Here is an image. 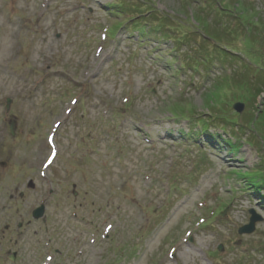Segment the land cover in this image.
<instances>
[{
  "label": "rangeland",
  "instance_id": "374dc122",
  "mask_svg": "<svg viewBox=\"0 0 264 264\" xmlns=\"http://www.w3.org/2000/svg\"><path fill=\"white\" fill-rule=\"evenodd\" d=\"M263 75L264 0H0V264H264Z\"/></svg>",
  "mask_w": 264,
  "mask_h": 264
},
{
  "label": "trees",
  "instance_id": "16d2710c",
  "mask_svg": "<svg viewBox=\"0 0 264 264\" xmlns=\"http://www.w3.org/2000/svg\"><path fill=\"white\" fill-rule=\"evenodd\" d=\"M222 53H224L223 55L225 56L226 54H228V55H231L230 53H228V52H225V51H223ZM233 55V54H232ZM231 55V56H232ZM233 56H235V55H233ZM250 80L252 79V78H249ZM260 80V82H261V84L258 86V84H257V86H256V92L253 94V96H255V95H259L260 93H262V92H264L263 90H264V75L262 76V78H260L259 79ZM219 82H220V84L216 87V90H217V92L219 91V89L220 88H222L223 86H222V84H228L229 85V88L231 89V91H232V93L231 94H229V97H231V98H233V99H236V100H242V101H244L245 103H247L248 102V100H245L244 99V97L243 96H241V95H236L237 94V92H242V90H241V86H238V85H231V84H229L227 81H224V80H219ZM249 83H251L252 85L254 84V81L253 80H251V81H248V83H246V86H244V87H246L247 88V85L249 84ZM217 84H218V82H217ZM250 89V88H249ZM239 96H241V97H239ZM228 99V98H227ZM223 104H225V103H223ZM223 104L221 103L220 105H222L223 106ZM218 109H221V108H218ZM190 110V109H189ZM172 114L174 115V116H177V115H179V116H181V118H185V119H187V120H189L190 122H192V120L193 119H191L189 116L188 117H184L187 113H190V111H185L184 110V108L183 107H180V106H176L175 108H173L172 109ZM226 118V117H225ZM255 118V117H254ZM254 118L252 117V120H250L249 122L251 123L253 120H254ZM220 118L219 117H216L215 118V120H216V123L217 124H220V125H222L223 127L222 128H225V127H230V128H235L234 127V125L233 124H235L232 120L231 121H227L226 123H224V122H222V121H226L227 120V118L226 119H221L219 122H217V120H219ZM208 120L209 121H211L209 118H208ZM197 122L198 123H200L199 121H194V125H196L197 124ZM212 122V121H211ZM193 123V122H192ZM205 124H207V123H205V121H201V124H200V126L202 127V132L204 133L206 130H207V127L206 126H204ZM208 125V124H207ZM249 128V127H248ZM239 129H241V127L239 128ZM250 129V128H249ZM205 135H207V133H205ZM207 138H209V139H212V136H211V134H209V135H207ZM212 140H214V139H212ZM239 141V140H238ZM226 144H227V146H228V148H229V150H230V152H233V153H236L237 152V149L239 148V144L237 143L236 145L235 144H230L229 142H226ZM245 175V174H244ZM244 175H242L243 177H242V179H243V181L245 182V183H248V187H249V189H252V190H254V191H257V190H259L260 188H264V171L263 172H256V174H253L252 176H249V175H247V176H244Z\"/></svg>",
  "mask_w": 264,
  "mask_h": 264
},
{
  "label": "water",
  "instance_id": "95a60500",
  "mask_svg": "<svg viewBox=\"0 0 264 264\" xmlns=\"http://www.w3.org/2000/svg\"><path fill=\"white\" fill-rule=\"evenodd\" d=\"M242 107H243V104H240V103H236V104L233 105V109L236 112H238V113H240V111L242 110ZM42 213H43V207L35 210L33 212V217L35 219H37V218H39L42 215ZM256 221H258V218L253 213H251V217H250V220H249V224L246 225V226H244V227H242L239 230V233H247V234L248 233H251L253 231V229H254V225H255V222ZM219 250L221 251L222 249H219Z\"/></svg>",
  "mask_w": 264,
  "mask_h": 264
},
{
  "label": "snow or ice",
  "instance_id": "6c2138e0",
  "mask_svg": "<svg viewBox=\"0 0 264 264\" xmlns=\"http://www.w3.org/2000/svg\"><path fill=\"white\" fill-rule=\"evenodd\" d=\"M73 103H76V101H73ZM51 139V138H50ZM53 155H55V153H53ZM51 163V159H49V164ZM45 167H47L48 165L47 164H45L44 165Z\"/></svg>",
  "mask_w": 264,
  "mask_h": 264
}]
</instances>
